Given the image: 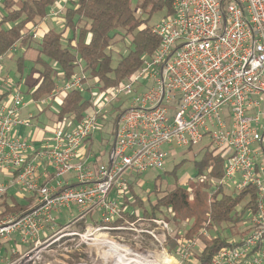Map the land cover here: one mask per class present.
Returning <instances> with one entry per match:
<instances>
[{
  "label": "built area",
  "instance_id": "2783aa9c",
  "mask_svg": "<svg viewBox=\"0 0 264 264\" xmlns=\"http://www.w3.org/2000/svg\"><path fill=\"white\" fill-rule=\"evenodd\" d=\"M71 1L57 0L61 6L48 16L61 17L62 4ZM151 32L160 40L153 54L144 55L143 65L117 89L100 94L98 111L119 95L127 102L105 162L95 165L84 156L83 143L98 129V112H88L76 125L53 126L39 145L16 134V127L32 125V117H19L27 104L13 80L1 76L0 56V82L8 92L7 99L0 98V196L14 186L19 197L31 199L25 211L0 214V264H39L43 249L62 237L104 253L107 247L96 239H112L95 233L112 229L111 222L121 217L118 200L128 181L161 169L173 147L203 141L224 161L223 175L213 183L255 193L247 232L208 264H264V0H172L171 12ZM86 82L81 70L39 100L82 90ZM49 171L51 180H45ZM71 207L78 214L68 212L71 219L60 224V214ZM93 213L99 219L83 222V232L69 231ZM11 238L28 249L9 248L2 258L1 248ZM194 245L185 241L180 257L190 256ZM100 254L95 251L91 264H101Z\"/></svg>",
  "mask_w": 264,
  "mask_h": 264
},
{
  "label": "trees",
  "instance_id": "16d2710c",
  "mask_svg": "<svg viewBox=\"0 0 264 264\" xmlns=\"http://www.w3.org/2000/svg\"><path fill=\"white\" fill-rule=\"evenodd\" d=\"M171 1L144 0L140 3V0H136L135 3L141 9L150 2L151 12L163 7L167 10L166 15L171 12ZM56 2L57 0H0V56L17 42L24 47L31 46L35 40L32 38L33 32L46 19ZM131 4L132 0H72L61 16L62 29L56 31L50 28L42 33L37 43L34 64L25 78L22 77L24 59L22 56L16 58L18 79L14 80L15 87L18 88L23 83L32 100L48 96L58 85L57 81H68L78 73V67H82L85 72L86 81L91 80L82 90L71 89L62 93L58 99L54 97L48 100L58 103L53 126L68 121L74 125L79 123L89 109L100 106H96V103L101 96L93 101V95L126 80L143 65L144 55L153 54L159 45V37L151 32V26L144 25L145 20L134 14ZM126 35H131L132 48L112 66L110 47L117 42L116 37L122 39ZM121 105H114L113 102L107 105L110 106V113L114 111L115 115L112 116L109 135L102 138L100 144L103 142L107 146V141L114 136L118 118L126 109V104ZM100 109L103 114L107 112L104 106ZM92 135L83 143L84 156L86 143L88 150L93 148ZM109 142L107 153L111 140ZM208 152L201 153L193 161L196 172L189 186L174 183L171 189L160 194L159 186L162 184L159 176H156L153 190L155 199L145 205L143 195L140 194L141 175L134 176L128 181L121 197V218L114 219L111 224L122 220L133 222L142 218L154 226V220H159L162 217L159 215L165 211L170 215L165 217L166 220L178 225L173 235L165 237L170 254L180 257L179 252L182 251L185 241L198 240L202 244L196 253L191 251L192 260H187L189 264H208L220 248L236 245L244 234L230 240L218 235L205 236L201 230L206 228L209 232V227L215 224L230 223L236 226L246 220L249 212L255 210V193L249 187L224 193V186L213 183L214 179L222 177L224 161L212 150ZM175 166L177 165H174V169ZM135 186L138 188L135 189ZM189 191H192V196L188 194ZM146 195L148 198L149 192ZM30 201L29 197L21 198L15 192L7 191L0 196V214L25 211ZM128 205L135 206V209L128 211Z\"/></svg>",
  "mask_w": 264,
  "mask_h": 264
},
{
  "label": "rangeland",
  "instance_id": "374dc122",
  "mask_svg": "<svg viewBox=\"0 0 264 264\" xmlns=\"http://www.w3.org/2000/svg\"><path fill=\"white\" fill-rule=\"evenodd\" d=\"M136 0H132V9L134 14L137 17H140L141 19L145 20L144 25L153 26L156 23H158L163 16L165 15L166 11L165 9L157 10L151 12V3L145 4L144 8L139 9L137 7V4L135 3ZM144 0H140V3ZM150 1H156V0H150ZM1 11V10H0ZM170 13V12H168ZM53 27V26H51ZM54 30L60 31L62 29V23L59 27H53ZM39 33V30L37 31ZM40 33L38 34V38H34L35 40L31 43V46L24 47L19 42H17L14 45V48L8 50L1 60V76L4 78H8L9 80H16L18 79V75L16 72V66L15 61L18 57H23V74L22 77L25 78L26 75L30 72L31 67L34 64V59L37 54V43L40 41ZM121 38L118 36L115 38L117 40L116 43L112 44L110 47V54L112 56L111 65L114 66L119 58L121 56H124L128 53V51L132 48L130 45L131 35L124 36L121 40ZM82 70V67H80V70ZM82 73L85 74V72L82 70ZM59 82V81H57ZM91 80L89 81L87 79V86L90 84ZM60 84V83H58ZM120 84L108 87L102 91H99L97 94L93 95V101L99 98L100 93L104 92L106 90H115L118 88ZM98 86V85H97ZM4 88L6 89L7 86L4 85ZM20 92V95L22 97V100L24 103L27 104V111L33 113V116H36L38 113V107L41 105H44L42 101H33L30 97V94L26 93V86L21 83L19 87L17 88ZM94 94V93H93ZM49 95V94H48ZM85 95V94H84ZM47 96L40 97L39 99L45 98ZM119 98L114 99L110 103H114V105L122 104L124 105L127 100L122 95L117 96ZM97 104L100 105V101L97 99ZM121 105V106H122ZM55 106L58 107L57 101H55ZM112 106V105H110ZM110 106H104V109L107 111L106 113H102V111H98L99 107H94L89 109V112H98L97 117H100L99 120V128L98 130L93 133L95 139L97 141H102V138H107L109 135V131L112 124V116L115 115V112L110 113ZM57 108H55V111L53 109L50 110L51 118H44L42 128H43V139L46 140L50 137V130L51 127L54 124L55 120V112ZM112 112V110H111ZM102 113V114H101ZM53 119V121H52ZM68 123V122H65ZM56 126V125H55ZM26 136L29 139V127L26 131ZM92 135V136H93ZM113 140V137L109 139V141ZM109 141H107V146L102 142L101 144H98V147L91 148L92 150H88V143L85 144L86 149V155L88 157V161L90 162V158H95V163L100 162V158L102 154L104 155L109 146ZM106 143V142H105ZM111 146V145H110ZM166 148H169V146H165ZM211 149L208 146L204 145V141L194 144L191 147H173L171 150L169 156L167 157L166 161L163 164V167L161 169H152L147 170L141 176L139 177L141 182V189L140 194H142V198L144 200V205L148 204V202H152L155 199L153 190L155 187V180L154 178L156 176H159L161 180L162 186H159L160 194H163L167 190L171 189L172 185L174 183H180V185L189 186V183L193 181V176L196 172L193 161L198 159L201 156V153H209L208 151ZM94 162V161H93ZM174 165L175 169H174ZM174 169V172L171 173V171ZM167 171V172H165ZM138 187L135 186V189ZM146 192H149L148 198L146 195ZM224 193H233V186H224L223 187ZM111 195L113 193H110ZM188 194L192 196V191H189ZM121 200H118V204H120ZM241 206V205H240ZM146 207V206H145ZM128 211H133L135 209V206L128 205L126 208ZM77 215L78 214V208L77 207H71L70 210H63L60 214L59 223L65 224L71 219L70 214ZM159 216H162L159 221L164 222V224H151V222L138 218L134 220L133 222H128L126 220H122L119 223H114L112 225V229H109L107 231H99L97 233H102L101 236L106 235L108 239H112L111 241L117 243H122L126 246H122L120 244H110L109 240H105L104 238L96 239V245H99V240H103L102 247H107L104 253L100 254V251L98 252L97 249L88 247L85 243L80 242L77 238L75 240H67L68 238L62 237L58 241H55L53 243H50L46 248L42 251V257L39 264H44L45 262H48L49 264H91L92 261H95V251L100 254L101 264H134L135 261H151L153 264H161L162 260V254L168 255L174 264H189V260H192L191 256H187L183 259V257H175L172 254L168 252V247L165 243V237L166 235H173L176 231L178 225L173 224L171 221H167L165 217L170 216L165 211H163ZM98 213H93L92 215H86L83 220H78V222H75L70 228L69 231H79L83 232L85 230L84 223H93L94 221L99 219ZM119 217L118 219H120ZM167 221V222H166ZM209 232L207 231L208 235H218L220 237H226L230 240L237 239L240 234H245L247 232V226L245 219L240 222L236 226H232L230 223H221V224H215L213 226L209 227ZM206 229V228H205ZM207 230V229H206ZM203 234V233H202ZM203 234V235H207ZM99 237V235H96ZM115 240V241H114ZM117 241V242H116ZM91 242V241H90ZM9 243V244H8ZM5 243L8 244V248H14L16 250H19L20 252H25L28 247L18 243L17 241H14L13 238L11 240ZM4 245V246H5ZM201 242L196 241V245H194L191 248V251L196 253L198 249L201 248ZM93 246V245H92ZM110 246V247H109ZM124 247V248H123ZM182 250V249H181ZM184 251H180L179 255L183 256ZM188 260V261H187ZM91 261V262H90ZM159 262V263H158ZM98 264V263H94Z\"/></svg>",
  "mask_w": 264,
  "mask_h": 264
},
{
  "label": "crops",
  "instance_id": "0c3cea01",
  "mask_svg": "<svg viewBox=\"0 0 264 264\" xmlns=\"http://www.w3.org/2000/svg\"><path fill=\"white\" fill-rule=\"evenodd\" d=\"M68 5V4H67ZM67 5H64L62 4L63 6V9L66 8ZM59 6H61V4L59 2H56L54 4V8H58ZM61 22H62V19L60 16L58 17H54V16H47L46 19L41 23V25L38 27L37 31L39 30V33L40 35H42V33L47 30V29H50V28H53V27H59L61 25ZM53 26V27H51ZM38 33V32H37ZM38 33V34H39ZM15 66H16V61H15ZM78 70H80V67H78ZM14 82V80H13ZM60 83V80L59 82ZM7 88L5 89L4 88V84H2V82H0V98L1 99H7L8 98V94L6 95H3V92H6ZM61 96L60 95H57V99ZM27 105L24 106L20 112H19V117L20 118H25L27 116H30L32 117V125L29 127V139L32 140V142L35 144V145H39L43 140V128H42V124H43V121H44V118H48L49 119L51 118V113L53 112H50V110L55 111V108H57L55 106V100H50L49 102H46L44 105H40L38 107V113L36 116H33V113L27 111ZM44 107H46V109H44ZM33 117H36V118H33ZM53 121V119H52ZM50 130V128H48ZM28 130V127H24V126H18L16 127V134L20 135V136H23L24 138H27L26 136V131ZM91 141H92V144L94 147H98V144H100V141H97L93 135V137L91 138ZM92 146V147H93ZM106 155L107 153H105L104 155L102 154L100 158V162H105L106 160ZM90 162L93 164V161H95L94 159L95 158H90ZM98 163V162H96ZM95 163V164H96ZM45 180H51V171L48 172V176L47 178H44ZM3 180L5 182H8V178L6 177L5 179L3 178ZM8 192H15V187L14 186H10L9 189L7 190ZM110 196H112L110 194ZM9 244V243H8ZM6 244L5 246H3L1 248V255H2V258H5L7 257V253H8V247Z\"/></svg>",
  "mask_w": 264,
  "mask_h": 264
},
{
  "label": "bare ground",
  "instance_id": "6f19581e",
  "mask_svg": "<svg viewBox=\"0 0 264 264\" xmlns=\"http://www.w3.org/2000/svg\"><path fill=\"white\" fill-rule=\"evenodd\" d=\"M103 241V240H99V245L101 244V246H102V243L101 242ZM98 242V241H97ZM110 244H117V243H115V242H113V241H110ZM110 247V246H109ZM124 248V247H123ZM159 263V262H158ZM134 264H153L151 261H145V262H142V261H135V263ZM161 264H174V262L172 261V259L168 256V255H166V254H162V260H161Z\"/></svg>",
  "mask_w": 264,
  "mask_h": 264
}]
</instances>
